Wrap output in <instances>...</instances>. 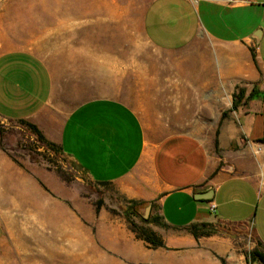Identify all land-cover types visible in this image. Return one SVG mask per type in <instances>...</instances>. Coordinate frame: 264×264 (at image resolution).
<instances>
[{
  "label": "crops",
  "instance_id": "0c3cea01",
  "mask_svg": "<svg viewBox=\"0 0 264 264\" xmlns=\"http://www.w3.org/2000/svg\"><path fill=\"white\" fill-rule=\"evenodd\" d=\"M141 25L160 52L196 51L187 73L193 93L200 79L201 91L226 95L233 105V95L244 90L213 145L187 134L156 138L138 113L115 99L64 112V97L55 98L58 86L64 94V67L59 71L35 50L15 46L1 15L0 118L37 126L93 182L151 205L168 229L153 227L164 247L120 231L109 241L111 264H248L236 239L222 233L196 238L188 227L216 218L249 224L264 247V0H151ZM0 169L45 168L21 166L0 151ZM88 229L77 215L65 227L82 236ZM74 243L87 252L88 241Z\"/></svg>",
  "mask_w": 264,
  "mask_h": 264
},
{
  "label": "rangeland",
  "instance_id": "374dc122",
  "mask_svg": "<svg viewBox=\"0 0 264 264\" xmlns=\"http://www.w3.org/2000/svg\"><path fill=\"white\" fill-rule=\"evenodd\" d=\"M150 1L5 0L0 15L15 46L35 50L59 71L64 67V94L58 86L55 97H64V112L89 100L115 99L138 113L156 138L187 134L213 145L232 113L230 99L201 91L200 79L193 93L187 73L195 50L163 53L148 42L141 23ZM0 151L21 166L45 168L0 169V264H111L109 241L120 231L136 238L134 231L143 228L168 230L152 209L153 223H143L149 205L135 207L115 186L93 182L21 122L0 118ZM71 215L84 219L89 233L65 230ZM207 223L211 227L199 225L198 233L236 239L248 264L251 252L264 254L251 225L217 218ZM77 241H88L87 252L73 245Z\"/></svg>",
  "mask_w": 264,
  "mask_h": 264
},
{
  "label": "trees",
  "instance_id": "16d2710c",
  "mask_svg": "<svg viewBox=\"0 0 264 264\" xmlns=\"http://www.w3.org/2000/svg\"><path fill=\"white\" fill-rule=\"evenodd\" d=\"M243 98H244V90L243 89H240L238 93H235L233 95V105H232V109H231L232 111L237 109L238 105L241 103ZM19 122H21L22 124L27 126V128L35 136L36 141H38L40 144H42V145L54 150L55 153L58 154V155H64L65 154L63 152V149L60 146H58V145L50 142L48 139H46V137L37 128V126H35V125H33V124L29 123V122H26V121H19ZM261 143L264 144V139L261 141ZM102 184L103 185H110L109 183H102ZM130 203L133 206H135V207H141V208L148 205L145 202H137V201H130ZM141 219H142L143 223H145V224L153 223V219H151V218L144 219L143 217H141ZM199 225H201L202 227H205V228L211 227V225L208 224V223H202V224L192 225V226L188 227V231H190V233H192V235L194 237H196V238L210 236V234H207V233H205V234L198 233ZM213 232H217V231H213ZM134 233L136 234V238L138 240L144 241L151 248L164 247V242L160 238V236H158L155 232H153L151 230L143 228V229H141L140 232H135L134 231ZM259 243L262 245V243L260 241H259ZM249 257H250V263L251 264H254V262H256V261H259L261 264H264V254L260 253L257 250L251 252ZM224 264H225V262H224Z\"/></svg>",
  "mask_w": 264,
  "mask_h": 264
},
{
  "label": "water",
  "instance_id": "95a60500",
  "mask_svg": "<svg viewBox=\"0 0 264 264\" xmlns=\"http://www.w3.org/2000/svg\"><path fill=\"white\" fill-rule=\"evenodd\" d=\"M200 196H201V197H204L205 195H200ZM150 210H151V205H149V206L146 208L144 219H148V216H149Z\"/></svg>",
  "mask_w": 264,
  "mask_h": 264
},
{
  "label": "built area",
  "instance_id": "2783aa9c",
  "mask_svg": "<svg viewBox=\"0 0 264 264\" xmlns=\"http://www.w3.org/2000/svg\"><path fill=\"white\" fill-rule=\"evenodd\" d=\"M216 207L214 205L211 206V210L214 212Z\"/></svg>",
  "mask_w": 264,
  "mask_h": 264
}]
</instances>
